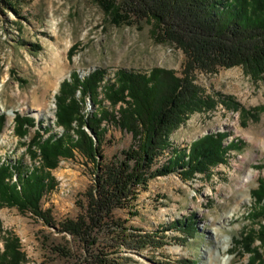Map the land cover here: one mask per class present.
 Listing matches in <instances>:
<instances>
[{"label":"rangeland","instance_id":"1","mask_svg":"<svg viewBox=\"0 0 264 264\" xmlns=\"http://www.w3.org/2000/svg\"><path fill=\"white\" fill-rule=\"evenodd\" d=\"M151 30L147 20L135 16L121 25L113 23L97 0H20L14 8L0 4V160L20 161L25 168L39 164V159L30 160L26 144L36 130L43 133L47 129L45 137L64 132L55 123L57 96L61 83L65 79L72 82L74 73L81 81L97 69L106 73L97 89L100 101L94 104L89 95L85 98L84 112L89 115L102 107L111 108L104 89L108 81L115 80L118 70L148 74L158 67L182 76L184 52L157 42ZM62 62L66 68L58 89L47 88L45 78L54 79ZM196 82L204 94L215 96L216 108L196 112L181 124L171 135V148L154 167L162 166L177 149L188 148L207 134L227 132L224 144H235L226 162L207 173L187 177L175 171L159 176L146 190L139 191L131 206L116 209V216L126 221L127 227L166 237L162 248L148 247L140 253L123 248L129 264L248 263L249 254L243 253L236 239L255 226L252 191L264 180V77L255 79L243 66H234L216 73L198 72ZM76 96H81L80 86ZM227 96L248 112L227 108L221 103ZM253 108H259L255 118L250 112ZM17 114L35 120L24 138L16 132ZM103 140L106 160L122 158V152L133 143L132 134L116 123L106 124ZM51 173L56 187L44 197L43 209L52 210L56 224L77 218L87 204L85 193L94 184L93 164L75 152L73 158H62ZM245 194L249 195L247 201ZM230 210L233 215L226 218ZM189 216L196 222L195 226L192 219L189 221L191 233L183 228ZM7 236L19 239L26 256L24 264H67L53 247L77 248L71 235L30 213L21 214L16 207L0 204V252Z\"/></svg>","mask_w":264,"mask_h":264},{"label":"trees","instance_id":"2","mask_svg":"<svg viewBox=\"0 0 264 264\" xmlns=\"http://www.w3.org/2000/svg\"><path fill=\"white\" fill-rule=\"evenodd\" d=\"M18 1L0 0V4L14 8ZM97 1L113 23L121 25L134 16L145 19L152 25L151 33L157 42L181 49L186 56L182 76L158 67L148 74L118 70L115 80L108 81L104 89L111 108L102 107L89 115L84 112L85 98L89 95L94 104L100 101L97 89L106 73L97 69L84 81L72 74V82L65 79L61 83L56 102L55 123L64 132L45 137L47 129L43 133L36 130L26 144L30 160L39 159V164L25 168L20 161L0 160V204L16 207L21 214L30 213L71 235L76 249L65 245L52 249L66 258L67 264H129L123 248L137 253L148 247L162 248L167 244L166 237L127 227L126 221L116 216V209L131 206L139 191L146 190L150 181L159 176L179 171L192 177L226 162L235 143L226 146L229 134L221 131L195 140L188 148L177 149L162 166L154 167L164 151L171 148V135L181 124L196 112L216 108L215 96L204 94L197 84L198 72L216 73L221 68L243 66L253 78L264 77V0ZM79 86L81 96L77 97ZM221 103L248 112L231 97L221 98ZM258 110H250L253 118ZM0 119L1 126L3 118ZM15 121L21 138L35 122L21 114ZM107 123H116L132 134L133 143L122 152V158L106 160L102 145ZM75 152L93 164L94 184L85 193L84 212L56 224L52 210L43 209L42 201L56 187L51 171L62 158L75 157ZM252 195L256 201L252 213L255 226L244 231L236 243L244 254H249L247 264H264V180ZM190 216L183 223L185 232H190V219L196 226ZM25 260L19 239L7 236L0 264H24Z\"/></svg>","mask_w":264,"mask_h":264},{"label":"bare ground","instance_id":"3","mask_svg":"<svg viewBox=\"0 0 264 264\" xmlns=\"http://www.w3.org/2000/svg\"><path fill=\"white\" fill-rule=\"evenodd\" d=\"M65 68H66V65L62 62V63L59 64L58 70L55 72V78L54 79H52L51 77H46L45 78L46 79V84L45 85L47 86V88H50V89H53V90H57L58 89L59 82L64 77ZM251 176H252L251 174H250V176H246V178H244V182L248 181V177H251ZM248 198H249V195L245 194V197L243 199L245 201H247ZM232 215H233V210L227 211L225 213L226 218H231Z\"/></svg>","mask_w":264,"mask_h":264}]
</instances>
